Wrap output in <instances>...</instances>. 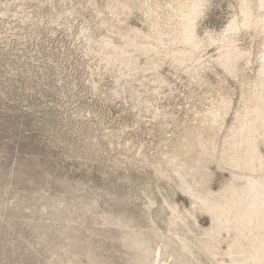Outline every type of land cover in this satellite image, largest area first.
<instances>
[{"label": "rangeland", "instance_id": "rangeland-1", "mask_svg": "<svg viewBox=\"0 0 264 264\" xmlns=\"http://www.w3.org/2000/svg\"><path fill=\"white\" fill-rule=\"evenodd\" d=\"M196 1L0 0V264H251L207 202L264 184V0Z\"/></svg>", "mask_w": 264, "mask_h": 264}, {"label": "bare ground", "instance_id": "bare-ground-1", "mask_svg": "<svg viewBox=\"0 0 264 264\" xmlns=\"http://www.w3.org/2000/svg\"><path fill=\"white\" fill-rule=\"evenodd\" d=\"M246 13L244 12V14ZM187 39L191 40V35L188 34ZM263 76L262 79H260V87L264 85ZM260 98L261 103L259 106H256L253 110H246L243 114H241L242 120L245 122H252V120L256 118L260 122L264 123V96H261ZM215 117L216 114L214 113L212 115V119ZM256 131L257 128L254 125L244 126L238 131L240 139L238 137L237 142L229 147L234 153V156L230 157L232 166L249 167L254 170L259 156L255 148V138L253 136H247V134ZM239 148H241V151L239 154H236V151ZM207 208L213 215H215L219 222L222 223L223 221H226L228 223H234L237 226L240 234H242L247 228V225L251 223L253 227L247 232V234L250 236L248 238L249 244L248 247L243 249L242 254L246 259H251V264H257L259 262L264 264L263 183L256 182L249 177L245 178L244 186L240 188H236L234 186L231 191L220 194L218 201L207 202ZM216 212H219V216H221L220 218H217ZM259 233H261L260 237L254 236ZM253 252L256 253L251 255Z\"/></svg>", "mask_w": 264, "mask_h": 264}]
</instances>
